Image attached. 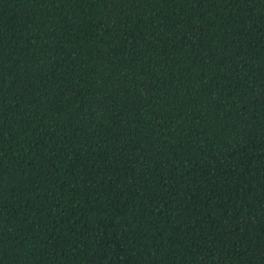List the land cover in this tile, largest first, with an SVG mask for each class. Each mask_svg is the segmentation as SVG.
Instances as JSON below:
<instances>
[{
  "label": "trees",
  "instance_id": "1",
  "mask_svg": "<svg viewBox=\"0 0 264 264\" xmlns=\"http://www.w3.org/2000/svg\"><path fill=\"white\" fill-rule=\"evenodd\" d=\"M0 264H264V0H0Z\"/></svg>",
  "mask_w": 264,
  "mask_h": 264
}]
</instances>
